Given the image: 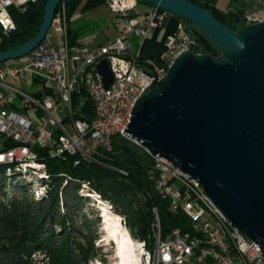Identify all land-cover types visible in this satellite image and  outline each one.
I'll return each instance as SVG.
<instances>
[{
  "label": "built area",
  "instance_id": "1",
  "mask_svg": "<svg viewBox=\"0 0 264 264\" xmlns=\"http://www.w3.org/2000/svg\"><path fill=\"white\" fill-rule=\"evenodd\" d=\"M30 1L34 0H0V34L15 29L9 8H22ZM105 2L122 18L116 20L114 39L92 46L89 35L70 45L65 25L54 18L35 49L0 63V141L14 143L17 156L34 159L32 146L39 145L51 155L68 153L96 161L98 149L109 151L107 131L126 128L144 86L162 78L181 52L200 53L194 51L195 40L189 36L188 27L179 21L166 37L159 55L161 65H156L141 56L140 47L169 14L157 6L134 12L138 0ZM258 22H264V5L242 15L243 28ZM101 59L107 61L112 75L108 87L96 70ZM78 91L84 96L75 98ZM86 100L92 105L89 117L83 110ZM152 156V175L163 188L160 198L167 200L170 212L182 213L185 222L184 228L170 227L161 237L154 209L150 252H143L140 242L145 260H152V264H264L260 246L240 232L215 204L222 229H214L195 202V194L208 195L194 178L171 166L167 159ZM224 235L232 236V244H224Z\"/></svg>",
  "mask_w": 264,
  "mask_h": 264
},
{
  "label": "water",
  "instance_id": "2",
  "mask_svg": "<svg viewBox=\"0 0 264 264\" xmlns=\"http://www.w3.org/2000/svg\"><path fill=\"white\" fill-rule=\"evenodd\" d=\"M71 1L46 0L36 33L0 51V63L35 49L58 4ZM141 1L193 23L220 53L185 50L177 55L166 74L154 79L135 101L124 137L194 178L264 253V22L235 32L191 0ZM96 70L108 87L112 75L107 61L101 59ZM9 143L0 141V165L14 171L46 172L34 150L39 145L32 146L35 158L27 159L17 156L15 144Z\"/></svg>",
  "mask_w": 264,
  "mask_h": 264
},
{
  "label": "trees",
  "instance_id": "3",
  "mask_svg": "<svg viewBox=\"0 0 264 264\" xmlns=\"http://www.w3.org/2000/svg\"><path fill=\"white\" fill-rule=\"evenodd\" d=\"M45 1L46 0H34L25 4L22 8H9L11 17L15 22V29L9 33L0 34V51L18 46L36 33L42 21ZM191 1L209 10L219 22L235 32L239 31L240 25L243 26L242 15L244 12L242 10H235L230 6L225 10H220L215 7V0ZM81 2L82 9H88L96 7L98 4L105 2V0H73L71 2H61L57 6L55 14L61 4L70 8V11L73 12ZM138 3L143 6H153L141 0H138ZM179 21L188 27L190 34L194 38V51L212 56L219 55L220 52L211 39L196 25L187 20L168 15L162 26L154 30L153 36L143 41L140 47L141 56L145 59H152L158 63L159 54L164 48V40L169 34L174 32L176 24ZM164 26L166 27L163 38L156 42V34L160 32ZM81 37L82 32L72 29L70 24H68L66 30V39L68 43L70 45L76 44ZM153 41L156 42H154V53L151 51L146 52L144 46ZM81 96H84V92L78 91L75 98H80ZM75 109H78V107L75 106ZM83 110L88 117L92 115V105L89 100H86ZM12 144L13 143H9V145ZM34 150L37 152L39 160L46 166L47 182L43 185L46 187L45 192L49 203L45 208L46 210L43 211V217L48 214L50 215L51 208L53 209L55 206L59 207L57 191L62 181L67 179V182L74 188H79L81 183L89 184L95 191L99 192L101 197L113 201L114 203H128V194L134 196L133 198H136V195H140L142 199L139 201L137 200L138 203L136 206L124 204L123 213L125 217H128L130 225L129 230L132 237L145 240L148 248H151L153 245L151 224L154 221V209H156L158 214L161 237L165 236L170 227L177 226L184 228L185 216L182 213L174 214L170 212L168 210L167 200L161 199L154 189V182L150 179L154 167L152 156L143 152L137 144L127 138L121 135L114 136L109 151L103 149L97 150V155H94L96 161H88L82 159L78 155L64 154L61 156H50L47 152V148L40 146H34ZM97 161L104 165L99 164ZM0 167H3L5 170V178L22 174L21 172L8 170L5 165H0ZM42 182L44 183L45 180ZM16 186L27 191V189H23V184L20 182L16 184ZM6 201L12 213V217L8 221H16V217H20L21 214L25 215V211L22 213V211L18 209L14 197H7ZM5 202L0 201V209L2 211L6 210V206H4ZM59 218L60 219L57 221L60 223V233H67L70 227L69 217L62 214ZM20 219L27 221V219L19 218V220ZM37 220L32 223L27 221L28 223H25L23 230L18 232L19 237L16 242L17 252L23 255H29L31 252L38 250H46V253L53 251L51 257L59 263L58 261L60 260L57 259V257H59L57 254L61 253L63 257L66 255L63 252L66 249L68 238L66 237L67 239L62 241V244L60 243L61 246L58 250L54 246L58 243L53 238L56 233H54V230L50 227L54 220L52 218L50 219L51 222L49 223V227L51 229L48 230L44 229L46 226H40L38 223L39 220L36 222ZM24 262L26 264H31V260L28 259H24Z\"/></svg>",
  "mask_w": 264,
  "mask_h": 264
},
{
  "label": "rangeland",
  "instance_id": "4",
  "mask_svg": "<svg viewBox=\"0 0 264 264\" xmlns=\"http://www.w3.org/2000/svg\"><path fill=\"white\" fill-rule=\"evenodd\" d=\"M214 3L215 7L220 10H225L230 6L235 10L239 9L245 12L263 6L264 0H215ZM149 7L150 6L139 4L133 11L143 12L149 9ZM54 18L61 23V25H65L66 30L68 24H70L72 29L81 31L83 38L93 33V38L101 39L106 42L116 37V20L122 19L110 10L106 2H102L96 7L88 9H82L81 2L73 12L70 11V8L61 4ZM165 27L166 26L156 34V42L163 38ZM242 28L243 26L240 25L239 31ZM52 33L54 32L52 31ZM155 41L147 43L144 46L146 52L154 51ZM154 63L156 65H161L160 60L158 63L155 61ZM97 162L103 164L99 161ZM4 174V168L0 167V201L5 202L7 197H14L18 209L21 210L22 213L25 211V215L20 213L22 217H16V221H8L12 217L8 202L6 201L4 205L6 206V210L2 211L0 209V264H26L24 259L31 260V264H110V259L105 251L106 231L103 230L102 208L105 207L106 209V199L101 197L98 191H95L87 183H81L79 188H74L67 182V179H65L62 181L57 191L59 207L55 206L53 209L51 208L50 215L48 214L43 217V211L46 210L45 208L49 203L45 192L46 187L43 185L47 182V178L36 177L37 174L25 175L28 173L5 178ZM44 180L45 182L43 183L42 181ZM19 182L23 184V189H27V191L16 186ZM133 197L134 196L128 194V203L124 202L123 204L107 200L111 203L113 208L112 212L115 215L124 216L128 229L130 225L128 217H125L123 213L124 204L136 206L138 201L142 199L140 195H136V198ZM62 214L69 217L70 227L67 233H60V223L57 220L60 219L59 217H61ZM19 218L27 219L29 223L38 219L39 222L38 220L36 222H38L40 226H46L44 229L48 230L52 228L54 233H56L53 238L58 243L54 246L58 250L62 241L68 238L66 249L64 252L62 251L66 255L63 257L61 253L57 254L59 256L57 259L60 260L58 261L59 263L51 257L53 251L46 253V250H38L31 252L29 255H23L17 252L16 242L19 237L18 232L23 230L25 223H28L21 219L20 221ZM51 218L54 221L50 225ZM114 244V242L108 240V249L113 250V248H115Z\"/></svg>",
  "mask_w": 264,
  "mask_h": 264
},
{
  "label": "bare ground",
  "instance_id": "5",
  "mask_svg": "<svg viewBox=\"0 0 264 264\" xmlns=\"http://www.w3.org/2000/svg\"><path fill=\"white\" fill-rule=\"evenodd\" d=\"M182 25L184 24L182 23ZM189 36L191 37L192 40H194L190 32H189ZM149 84L150 83H148V86ZM148 86H144L143 91ZM124 130L125 129L107 131L106 143H107V147L109 150L111 147V142H112L113 137L116 135H121L124 137ZM130 141L137 144L141 148V150L145 152L146 154L148 155L152 154L147 147L140 146L138 143H136L133 140H130ZM169 163L171 166H175L170 161ZM153 166H154V163H153ZM16 172L28 173L25 175L37 174L36 177H39V178L47 177V174L44 171L40 173L30 172V171H16ZM150 179H152L154 182V189L156 193L159 195V197H163V188L159 187L156 179L153 177L152 174L150 175ZM195 202L197 205H201L202 211L206 213L207 220L210 222H213L214 229H222V221H220V213L215 207L213 201L209 197H205V195L203 194H195ZM102 210H103V230L106 231V240H105L106 250L105 251H106L108 258L110 259V264H152V260H145V256L142 255L140 251V242H142L143 252H150L151 248L147 247V243L145 240L135 239L131 237L132 235L126 226L124 216H120V218H118V215H115L112 212L113 210L112 205L107 200H106V209L105 207H103ZM108 240H111L112 242L115 243L114 244L115 248H113V250L108 249ZM224 244H232L231 235H224Z\"/></svg>",
  "mask_w": 264,
  "mask_h": 264
},
{
  "label": "crops",
  "instance_id": "6",
  "mask_svg": "<svg viewBox=\"0 0 264 264\" xmlns=\"http://www.w3.org/2000/svg\"><path fill=\"white\" fill-rule=\"evenodd\" d=\"M148 10V9H147ZM147 10H145V11H147ZM91 36H92V40H91V45L92 46H95V45H97V44H102V43H106V41H103V40H101V39H95V38H93L94 36H93V33L91 34ZM83 38V37H82ZM80 40V39H79ZM109 41V40H108ZM107 41V42H108Z\"/></svg>",
  "mask_w": 264,
  "mask_h": 264
},
{
  "label": "snow or ice",
  "instance_id": "7",
  "mask_svg": "<svg viewBox=\"0 0 264 264\" xmlns=\"http://www.w3.org/2000/svg\"><path fill=\"white\" fill-rule=\"evenodd\" d=\"M3 21H2V19H0V23H2Z\"/></svg>",
  "mask_w": 264,
  "mask_h": 264
}]
</instances>
